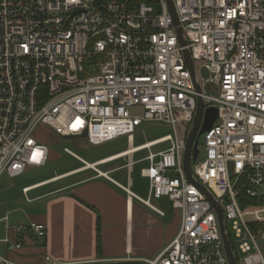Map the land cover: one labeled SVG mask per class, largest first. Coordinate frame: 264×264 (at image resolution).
Instances as JSON below:
<instances>
[{"label": "built area", "instance_id": "built-area-1", "mask_svg": "<svg viewBox=\"0 0 264 264\" xmlns=\"http://www.w3.org/2000/svg\"><path fill=\"white\" fill-rule=\"evenodd\" d=\"M172 2L187 47L167 0H0V179L47 164L49 147L35 138L40 126L66 140L86 134L98 146L130 140L144 123H166L173 135L133 154L149 151L141 170L149 182L145 203L168 198L181 224L158 256L139 264H229L215 208L183 167L187 135L178 125H192L200 96L218 118L203 134L204 159L192 173L221 205L237 263L264 264V0ZM196 65L207 72L205 82ZM163 144L169 147L151 151ZM136 164L130 159L127 168ZM97 167L89 170L103 175ZM240 195L252 204L243 209ZM4 221L11 253L22 250L21 238L46 237L44 224L12 229ZM98 263L46 256L43 264ZM0 264L16 263L0 256Z\"/></svg>", "mask_w": 264, "mask_h": 264}, {"label": "crops", "instance_id": "crops-1", "mask_svg": "<svg viewBox=\"0 0 264 264\" xmlns=\"http://www.w3.org/2000/svg\"><path fill=\"white\" fill-rule=\"evenodd\" d=\"M132 141L133 138L128 139L131 144L127 150L133 146ZM125 151L90 163L96 164L99 170V166L127 160L120 167L99 170L103 175L84 169L79 161L82 167L78 169L24 187L25 196L36 191L33 198H26L28 203L35 204V209L28 215L27 223L19 224H44L46 237L36 240L21 238L24 247L19 252L11 253L2 242L7 236L5 224V237L0 240L5 250L0 256L16 264H43L46 256L64 263L99 261L98 264H139L158 256L177 235L181 214L170 224L167 223V214L160 205L169 201L168 198L152 199L148 205L145 203L148 197L143 198L133 191L135 185L131 179L123 184L111 177L112 173L128 169V161L137 153L99 165L101 161ZM128 170L132 173L133 168ZM76 176L75 181L52 187ZM9 217L10 214H7L0 222L8 218L9 225ZM98 234L101 250H98ZM10 235L14 236V233Z\"/></svg>", "mask_w": 264, "mask_h": 264}, {"label": "rangeland", "instance_id": "rangeland-1", "mask_svg": "<svg viewBox=\"0 0 264 264\" xmlns=\"http://www.w3.org/2000/svg\"><path fill=\"white\" fill-rule=\"evenodd\" d=\"M199 77L202 82L208 77L206 71L201 70L199 65H196ZM133 112H137L134 110ZM191 125L179 124L178 132L181 137H186ZM173 129L166 123L149 122L144 123L139 127L133 137V146H139L145 142L157 140L168 135H173ZM38 142H41L49 147L50 155L47 164L41 168L28 169L22 176L10 179L8 176H3L0 179V221L7 215L9 217V226L11 228L17 227L19 222L27 223L28 215H31L35 209V204L27 202L28 197L33 198L36 191L31 192L25 196L23 188L32 183L60 175L72 170L82 167V164L74 157L66 154L64 149H69L74 154L78 155L85 161L93 163L101 158L120 153L130 147L127 136L118 138L116 140L94 146L87 143L84 139L66 140L60 138L47 127L40 126L35 136ZM169 144H163L151 149L153 153L165 150ZM148 150L139 152L134 155L133 161H139L147 157ZM204 135L200 137V160L204 159ZM127 160H119L108 165L99 166V170L107 171L113 168L122 166ZM149 166L148 162H138L134 167L132 173L128 169H122L118 172L112 173L111 177L120 183L127 184L129 179L135 185L133 191L138 193L143 198L148 197L149 183L147 179L141 177V170ZM98 168V167H97ZM78 176L66 179L52 187L62 186L72 181H75ZM50 187V188H52ZM163 211L167 214V223L170 224L174 219L180 217V212L173 208L172 202L164 201L161 205ZM246 208V207H245ZM243 208V209H245ZM5 222H0V240L5 237ZM262 254L264 256V242L260 243ZM5 247L0 243V255L3 254Z\"/></svg>", "mask_w": 264, "mask_h": 264}, {"label": "water", "instance_id": "water-1", "mask_svg": "<svg viewBox=\"0 0 264 264\" xmlns=\"http://www.w3.org/2000/svg\"><path fill=\"white\" fill-rule=\"evenodd\" d=\"M169 11L172 16L174 25L176 26V33L178 36L179 43L182 47H187L188 42L186 36L179 26L178 17L172 0H167ZM185 61L187 63L188 69L191 73L192 81L195 90L198 94L202 93L201 86L198 81V76L194 68V61L192 59L191 53L188 49L184 51ZM218 118V110L216 108H208L204 110V103L202 98L198 97L197 112L195 115L194 122L189 129L186 140V147L184 151L183 167L187 180L196 185L207 197L212 206L215 208V212L218 216L222 238L224 241V248L229 264H238L236 256L231 248L229 235L226 229V222L223 209L219 205L214 197L196 180L192 173V164L196 163L200 157V140L199 138L207 131H209ZM85 134L82 139L86 138Z\"/></svg>", "mask_w": 264, "mask_h": 264}, {"label": "bare ground", "instance_id": "bare-ground-1", "mask_svg": "<svg viewBox=\"0 0 264 264\" xmlns=\"http://www.w3.org/2000/svg\"><path fill=\"white\" fill-rule=\"evenodd\" d=\"M194 122V121H193ZM193 124V123H192ZM192 126V125H191ZM199 140H200V138H199ZM150 143V142H149ZM149 143H147V144H149ZM146 144H144V145H142V146H145ZM142 146H132L129 150H127V151H125V152H123V153H121V154H119L118 156H115V157H113V158H110V159H108V160H104V161H101L100 163H99V165H101V164H107V163H109V162H113V161H115V160H117V159H119V158H124V157H127V156H130L131 154H133V152H136V151H139V150H142L143 148H140V147H142ZM149 146H152V145H148V146H145L144 148H148ZM87 165H88V169H92V168H94V166H96V164H88L87 163Z\"/></svg>", "mask_w": 264, "mask_h": 264}, {"label": "trees", "instance_id": "trees-1", "mask_svg": "<svg viewBox=\"0 0 264 264\" xmlns=\"http://www.w3.org/2000/svg\"><path fill=\"white\" fill-rule=\"evenodd\" d=\"M150 142H152V141H150ZM145 144H146V142H145ZM141 145H144V144H141ZM239 203H240V205H241L242 208H245V207H248L249 205H251L252 204V201L244 198L243 195H240L239 196ZM230 240H231L230 241L231 248H232L234 254L237 256V250H236V248L234 246V243L232 241L231 236H230ZM97 242H98V250H101V238H100V234H98V241Z\"/></svg>", "mask_w": 264, "mask_h": 264}]
</instances>
